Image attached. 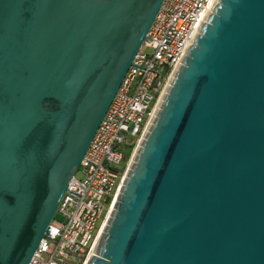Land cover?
<instances>
[{
	"label": "water",
	"instance_id": "1",
	"mask_svg": "<svg viewBox=\"0 0 264 264\" xmlns=\"http://www.w3.org/2000/svg\"><path fill=\"white\" fill-rule=\"evenodd\" d=\"M161 0H0V264H27ZM84 264H264V0H214Z\"/></svg>",
	"mask_w": 264,
	"mask_h": 264
},
{
	"label": "built area",
	"instance_id": "2",
	"mask_svg": "<svg viewBox=\"0 0 264 264\" xmlns=\"http://www.w3.org/2000/svg\"><path fill=\"white\" fill-rule=\"evenodd\" d=\"M213 1L161 0L27 264L85 263L162 88ZM126 137L134 143L124 158Z\"/></svg>",
	"mask_w": 264,
	"mask_h": 264
},
{
	"label": "rangeland",
	"instance_id": "3",
	"mask_svg": "<svg viewBox=\"0 0 264 264\" xmlns=\"http://www.w3.org/2000/svg\"><path fill=\"white\" fill-rule=\"evenodd\" d=\"M126 142H129V144L124 149H122L123 150V154H124V158L127 157L129 155L130 151H131V147L130 146L133 145L134 138L126 137ZM75 174H77L79 176L77 171H76ZM56 217H57V215H56ZM99 221H100V219L97 220V223Z\"/></svg>",
	"mask_w": 264,
	"mask_h": 264
}]
</instances>
